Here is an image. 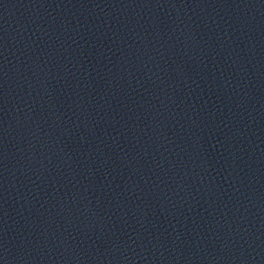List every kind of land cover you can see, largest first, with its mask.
Instances as JSON below:
<instances>
[{"label": "water", "instance_id": "water-1", "mask_svg": "<svg viewBox=\"0 0 264 264\" xmlns=\"http://www.w3.org/2000/svg\"><path fill=\"white\" fill-rule=\"evenodd\" d=\"M0 264H264V0H0Z\"/></svg>", "mask_w": 264, "mask_h": 264}]
</instances>
